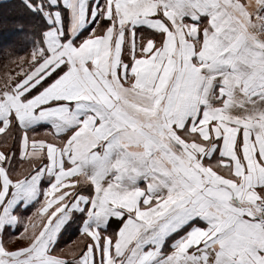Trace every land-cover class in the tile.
Segmentation results:
<instances>
[{"label": "snow or ice", "instance_id": "6c2138e0", "mask_svg": "<svg viewBox=\"0 0 264 264\" xmlns=\"http://www.w3.org/2000/svg\"><path fill=\"white\" fill-rule=\"evenodd\" d=\"M2 19L0 264H264V0Z\"/></svg>", "mask_w": 264, "mask_h": 264}, {"label": "trees", "instance_id": "16d2710c", "mask_svg": "<svg viewBox=\"0 0 264 264\" xmlns=\"http://www.w3.org/2000/svg\"><path fill=\"white\" fill-rule=\"evenodd\" d=\"M18 3V0H3L0 3V44H3L12 39V25L5 24L2 17L10 11V5Z\"/></svg>", "mask_w": 264, "mask_h": 264}]
</instances>
